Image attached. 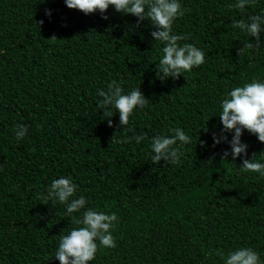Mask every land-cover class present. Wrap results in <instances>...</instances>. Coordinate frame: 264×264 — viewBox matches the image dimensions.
<instances>
[{"label":"trees","instance_id":"1","mask_svg":"<svg viewBox=\"0 0 264 264\" xmlns=\"http://www.w3.org/2000/svg\"><path fill=\"white\" fill-rule=\"evenodd\" d=\"M236 2L180 0L187 11L174 33L187 36L181 45L203 49L206 62L161 81L164 45L153 41L148 20L137 27V17L113 6L103 19L65 0H0V264H60L59 238L79 226L64 205L40 197L61 176L79 185L74 198L118 216L117 246L101 248L89 264H224L216 250L226 257L240 247L264 261V177L241 171L242 157L222 160L230 144L214 146L212 135L223 128L226 94L264 82V33L259 48L238 56L255 38L231 27L233 19L264 14V0L243 12L227 7ZM113 80L124 94L140 88L149 99L126 127H117L114 107L104 110L111 117L96 107L97 90ZM21 124L28 131L17 140ZM176 127L191 138L177 142L181 163L154 164L152 138ZM138 135L145 136L139 144L121 142ZM241 140L248 159L256 153L264 162L256 135L244 130Z\"/></svg>","mask_w":264,"mask_h":264},{"label":"clouds","instance_id":"2","mask_svg":"<svg viewBox=\"0 0 264 264\" xmlns=\"http://www.w3.org/2000/svg\"><path fill=\"white\" fill-rule=\"evenodd\" d=\"M254 3L255 0H237L234 4H228L227 7L243 12L246 6ZM65 4L68 8L80 10L86 15L98 11L103 19H108L105 12L109 6H113L117 12L137 17V27L148 20L155 29L151 32L153 41H159L164 45L155 73L161 81L169 77L178 79L181 74L184 75L185 72H190L194 67H199L206 62L203 49L192 43L181 45L179 42L186 40L187 36L174 33L175 20L187 11L182 7L180 0H65ZM46 14L50 16V10L46 9ZM40 23L42 24L43 21ZM231 27L255 38L254 42H246L237 49L238 56H241L248 49L260 47L261 34L264 33V14L249 15L247 19H233ZM51 38L57 37L53 35ZM97 95L102 99L97 102L96 107L103 110V115L113 116L104 112L110 107H114L116 112H119L117 127L128 126L134 110L143 109L149 103V99L140 88L124 94L123 88L116 80L108 84L107 90L98 89ZM220 108L221 112L218 116L223 128L219 134L212 133L214 146L226 142L231 147L230 153L228 150L224 151L222 160H227L229 155L233 160L242 157L241 171L259 173L261 177H264V162H258L255 159L256 153L248 159V145L241 140L244 130H247L264 143V82L253 80L250 83H244L243 86L234 87L221 101ZM112 125L113 122L109 119L108 126ZM27 131L25 125H18L14 129L16 139H23ZM204 131L208 132L209 129L204 127ZM169 132L172 135H156L152 138L151 161L154 164H159L161 159L170 164H180V158L184 153L180 147L176 146L177 142L179 141L181 145L191 143L190 136L182 128H172ZM229 132L233 133L231 140L226 135ZM144 139V135H138L126 137L121 142L135 140L139 144ZM200 143L202 146L206 145V141H200ZM78 189L79 185L70 177L61 176L51 182L47 195L40 197L45 204L51 200L64 205L65 215L71 216L72 222L79 226L60 236L54 255L60 264H89L96 258L101 248L117 246V238L113 235L116 225L119 224L117 213H106L88 207V201L83 195L74 198ZM73 213H81V215L74 216ZM216 255L224 259V264H264L260 254L251 247H240L228 252L226 257L222 250H216Z\"/></svg>","mask_w":264,"mask_h":264}]
</instances>
